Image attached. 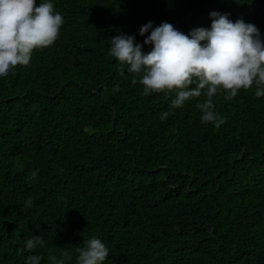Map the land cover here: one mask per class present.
<instances>
[{
    "label": "trees",
    "instance_id": "trees-1",
    "mask_svg": "<svg viewBox=\"0 0 264 264\" xmlns=\"http://www.w3.org/2000/svg\"><path fill=\"white\" fill-rule=\"evenodd\" d=\"M53 3L64 18L55 43L0 79V264H55L63 252L75 264L94 236L109 248L105 264H264L256 86L213 97L216 127L196 99L171 109L175 93L143 95L140 75L121 74L109 55L117 35L143 45L150 21L188 34L210 28L212 12L264 37V0ZM32 236L43 245L18 254Z\"/></svg>",
    "mask_w": 264,
    "mask_h": 264
},
{
    "label": "clouds",
    "instance_id": "clouds-1",
    "mask_svg": "<svg viewBox=\"0 0 264 264\" xmlns=\"http://www.w3.org/2000/svg\"><path fill=\"white\" fill-rule=\"evenodd\" d=\"M210 28H195L188 34L174 25L162 22L154 26L148 22L139 29L145 37L143 45L135 43V36L117 35L111 38L109 55L118 67L140 75L143 95L175 93L171 109L182 108L186 102L197 100L201 122H223L215 111L213 97L222 93L225 102L235 98L240 90L255 85V96L264 97V37L259 29L238 19L232 22L227 14L210 13ZM63 16L54 10L53 0H0V79H6L17 66H27L34 51L46 49L57 40ZM145 46L151 50L143 51ZM205 97L201 103L198 98ZM161 115V119L168 116ZM38 173L33 171L31 178ZM31 206V200L25 203ZM43 245V237L32 236L23 249L31 251ZM75 264H105L109 248L98 237L88 239L77 248ZM55 264L70 259L63 252ZM39 255H28L25 264H40Z\"/></svg>",
    "mask_w": 264,
    "mask_h": 264
}]
</instances>
